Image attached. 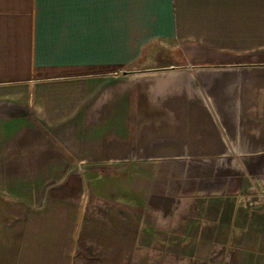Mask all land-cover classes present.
<instances>
[{
    "label": "crops",
    "instance_id": "0c3cea01",
    "mask_svg": "<svg viewBox=\"0 0 264 264\" xmlns=\"http://www.w3.org/2000/svg\"><path fill=\"white\" fill-rule=\"evenodd\" d=\"M0 264H264V0H0Z\"/></svg>",
    "mask_w": 264,
    "mask_h": 264
}]
</instances>
